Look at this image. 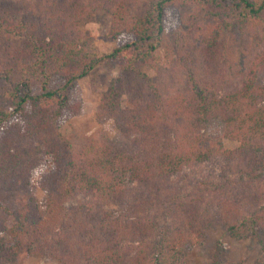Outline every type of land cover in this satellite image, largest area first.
<instances>
[{
	"label": "trees",
	"instance_id": "16d2710c",
	"mask_svg": "<svg viewBox=\"0 0 264 264\" xmlns=\"http://www.w3.org/2000/svg\"><path fill=\"white\" fill-rule=\"evenodd\" d=\"M95 11L120 41L104 56L81 28ZM205 50L230 64L226 87L193 62L173 69ZM104 62L120 73L98 119H114L121 144H75L63 120L83 113L78 82ZM171 70L177 81L164 82ZM263 75L264 0H0V264L46 252L61 264H188L215 226L263 243ZM215 119L220 139L206 131Z\"/></svg>",
	"mask_w": 264,
	"mask_h": 264
},
{
	"label": "rangeland",
	"instance_id": "374dc122",
	"mask_svg": "<svg viewBox=\"0 0 264 264\" xmlns=\"http://www.w3.org/2000/svg\"><path fill=\"white\" fill-rule=\"evenodd\" d=\"M169 20L171 21L170 16L168 18V21ZM111 23V17L107 13L103 11H95L91 17L83 21L81 25L82 30L88 36L95 39L96 46L103 56L111 53L115 48V45L120 42L119 40L113 41L108 38L111 30ZM173 23L175 24L176 20ZM172 29L173 28L169 26L167 30L168 33H171ZM175 36L176 35L173 37ZM233 38L237 39L235 35ZM257 39V41L261 40L260 37ZM254 46H256V43L251 39L246 41V50H254ZM238 48L239 47L236 45L232 51L239 52L240 48ZM241 50L246 51L242 48ZM209 51L213 52L214 50H205L201 57L195 59L196 61L184 60L186 61L184 64L179 63L177 68L173 69L182 70V66L188 68L191 66L190 62H193L200 73L203 75L205 73L210 74V78L212 79H214L213 77H216L215 79L221 81V85L225 79V77H222L226 70L223 67H227L230 64L226 66V63H224L225 60L222 59V57H216L213 60V55H208ZM159 57L162 63L166 62L165 54L160 53ZM229 58L231 59V64L235 66L234 71H237L239 68L237 64V61L239 60L238 54H231ZM119 73L120 71L118 68L112 67L107 62H104L102 65L94 69L89 76L78 82L77 89L84 102L83 113L78 116L64 118L62 133L65 137L73 141L75 144L82 145L86 144L90 137L99 134L103 139H109L118 145L121 144L122 136L119 133L114 119L110 117H105L103 120L98 119L99 105L104 96L110 91L113 85L116 84ZM164 73H166L162 76L164 82L175 83L177 81V75H174L175 72L173 70L170 72L164 71ZM178 76L179 78H182L183 74H179ZM259 84L264 85V75L260 78ZM224 130L225 125L220 119L212 120L206 128L207 133L216 139L223 137ZM225 146L227 149H234L239 146V143L225 140ZM45 170L46 166L44 165L34 177V191L39 198L41 208L45 207V195L40 190L39 179ZM142 190L146 193L147 188H142ZM148 192L149 191H147V193ZM139 194L140 193L137 191L132 193V195L138 196ZM87 201V198L79 196L72 199L68 205L71 207H81L87 203ZM135 202L136 200L133 196H131L128 201L126 200L127 205L128 203L133 204ZM134 205L135 204L131 206L128 205L129 209L131 210V207ZM107 209L112 211L116 216L128 212L126 206L121 204L109 205ZM85 222L88 223L89 220H87V218H80L79 223L81 225ZM78 232L81 233L80 231ZM81 237L86 239L84 236ZM262 238L263 243H260L251 237L237 241L230 238L223 227H211L207 231L206 237L202 239L201 245L190 251L187 262L188 264H256L257 260H261L260 258L263 256L262 249L264 247V234H262ZM16 264H61V262L50 253L46 252V254L27 257Z\"/></svg>",
	"mask_w": 264,
	"mask_h": 264
}]
</instances>
